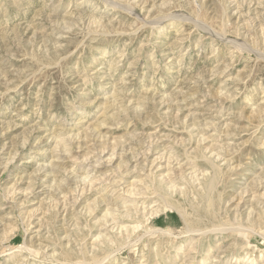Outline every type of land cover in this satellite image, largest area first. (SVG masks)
Segmentation results:
<instances>
[{
    "label": "rangeland",
    "instance_id": "1",
    "mask_svg": "<svg viewBox=\"0 0 264 264\" xmlns=\"http://www.w3.org/2000/svg\"><path fill=\"white\" fill-rule=\"evenodd\" d=\"M0 264H264V0H0Z\"/></svg>",
    "mask_w": 264,
    "mask_h": 264
},
{
    "label": "bare ground",
    "instance_id": "2",
    "mask_svg": "<svg viewBox=\"0 0 264 264\" xmlns=\"http://www.w3.org/2000/svg\"><path fill=\"white\" fill-rule=\"evenodd\" d=\"M209 181V180H208ZM260 197V196H259Z\"/></svg>",
    "mask_w": 264,
    "mask_h": 264
}]
</instances>
